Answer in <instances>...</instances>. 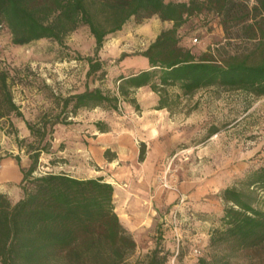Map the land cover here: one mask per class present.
Masks as SVG:
<instances>
[{
    "label": "rangeland",
    "instance_id": "obj_1",
    "mask_svg": "<svg viewBox=\"0 0 264 264\" xmlns=\"http://www.w3.org/2000/svg\"><path fill=\"white\" fill-rule=\"evenodd\" d=\"M155 17L130 21L108 36L98 53L104 72L90 77L87 63L75 58L93 54L86 26L65 35L63 45L48 38L16 45L0 27V68L9 74L13 100L22 113L0 119V192L12 203L21 189L18 166L10 155H18L22 167L29 163L25 147L15 140H30L25 121L57 113L62 97L85 87L116 95V78L143 66L139 55L117 58L151 42V33L160 25L154 26ZM179 32L181 44L196 54L224 41L213 14L189 18ZM166 92L168 106L161 109H155L158 94L145 86L131 92L137 107L120 98L115 110L100 105L68 113L74 122L55 125L51 147L40 154L35 174L102 177L115 187V211L135 239L132 261L153 248L158 227L161 243L171 253L166 264H198L200 257L220 253L208 245L209 233L219 224L220 189L241 187L245 173L264 163V95L217 86L189 95L176 87ZM96 121H103L108 131L95 130ZM212 127L217 132L209 136ZM141 144L144 158L139 161ZM230 264H259V258L234 252Z\"/></svg>",
    "mask_w": 264,
    "mask_h": 264
},
{
    "label": "trees",
    "instance_id": "obj_2",
    "mask_svg": "<svg viewBox=\"0 0 264 264\" xmlns=\"http://www.w3.org/2000/svg\"><path fill=\"white\" fill-rule=\"evenodd\" d=\"M213 14L223 30V43L198 54L181 44L180 29L189 18ZM156 16L171 23L141 51L121 52L117 60L139 55L147 67L116 78V95L85 87L60 100V110L37 122L25 121L30 140L16 136L29 160L20 165L21 196L13 203L0 192V264H166L171 253L157 227L153 248L131 260L136 242L119 219L114 186L102 177H76L65 172L35 174L41 153H48L57 124L68 125V113L100 105L116 109L121 98L137 107L131 92L147 86L158 94L155 109L168 106L167 87L183 95L211 86L264 95V0H0V27L16 45L48 38L63 45V38L86 26L93 39V54L75 58L87 63L86 76L103 74L98 53L105 39L130 21L141 23ZM9 74L0 68V119L22 116L13 100ZM13 127L12 122L8 121ZM92 126L108 131L103 121ZM14 128V127H13ZM15 130V129H14ZM212 127L209 136L216 133ZM107 149L104 151L106 154ZM0 158L2 156L0 155ZM144 158V144L138 160ZM235 185L220 189L219 224L209 233L208 245L220 253L200 257L198 264H230L234 252L258 256L264 264V163L252 168Z\"/></svg>",
    "mask_w": 264,
    "mask_h": 264
},
{
    "label": "crops",
    "instance_id": "obj_3",
    "mask_svg": "<svg viewBox=\"0 0 264 264\" xmlns=\"http://www.w3.org/2000/svg\"><path fill=\"white\" fill-rule=\"evenodd\" d=\"M152 21L154 22V26H157V24L159 23L160 25L158 26L159 28L156 30V32H153V33H151V41L154 39V37L159 33V31L161 30V29H163V28H166V27H169L170 25H171V23L170 22H168V21H161V20H159V18L158 17H155V18H153L152 19ZM158 22V23H157ZM141 30H146V29H141ZM150 30H152V29H150ZM111 37H112V35H111ZM140 57V62H141V64H143V66L142 67H140V68H137V71L139 70V69H142V68H145V67H147V61H146V59L144 58V57H142V56H139ZM94 128V127H93ZM95 129V128H94ZM96 130V129H95ZM95 132V131H94ZM94 132H93V134H94ZM101 133V132H100ZM135 154V153H134ZM19 177H20V173H19ZM114 190H115V187H114Z\"/></svg>",
    "mask_w": 264,
    "mask_h": 264
},
{
    "label": "built area",
    "instance_id": "obj_4",
    "mask_svg": "<svg viewBox=\"0 0 264 264\" xmlns=\"http://www.w3.org/2000/svg\"><path fill=\"white\" fill-rule=\"evenodd\" d=\"M192 40H193V42H196L197 41V37L194 36Z\"/></svg>",
    "mask_w": 264,
    "mask_h": 264
}]
</instances>
